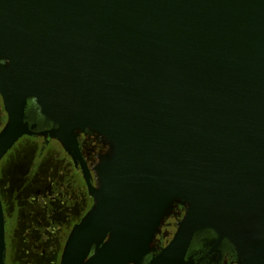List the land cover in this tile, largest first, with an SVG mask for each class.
Segmentation results:
<instances>
[{"label":"water","instance_id":"1","mask_svg":"<svg viewBox=\"0 0 264 264\" xmlns=\"http://www.w3.org/2000/svg\"><path fill=\"white\" fill-rule=\"evenodd\" d=\"M0 98V160L23 136L56 139L93 199L58 264H197L204 229L215 264L224 240L236 264H264V0H0ZM86 130L107 146L96 184Z\"/></svg>","mask_w":264,"mask_h":264},{"label":"flooded vegetation","instance_id":"2","mask_svg":"<svg viewBox=\"0 0 264 264\" xmlns=\"http://www.w3.org/2000/svg\"><path fill=\"white\" fill-rule=\"evenodd\" d=\"M37 113L40 115L36 105L30 107L29 110L27 109L28 120L37 123L38 129L48 127V121L41 118L42 122H40ZM25 137L34 138L35 143H25V145L22 142L17 145L15 143V147L13 145L2 159L9 160L12 156L16 157L23 154L26 155L25 158H28L26 163L21 166L18 164L11 166L12 164L9 163L11 161L5 164L4 159L3 162L2 159L0 160V198L5 220L6 258L8 259L10 256L9 252L15 236V233L11 235L10 232L11 227L15 225L11 222L16 220L10 218V214L20 215L22 212L27 221H32L35 218L31 215L34 214L33 211L35 210L32 201L36 199H39V203L43 204L42 211L37 213L40 219H44L45 225H51L52 229L56 226L55 228L58 230L57 235L59 238L56 235L50 244L61 246V250H59L60 258L64 242L70 230L91 207L93 199L87 191L80 168L75 166L71 156L56 139L39 135ZM78 141L83 157L91 170L92 183L96 184L93 166L97 162L98 155L105 151L107 146L99 135L87 130L79 134ZM52 142L58 144L62 157L55 156V158L53 154L49 153ZM184 209V204H181L178 200L173 201L169 213L164 217L162 223L171 224L172 222L176 228L177 221L182 217ZM49 213H56L57 216L51 217L58 219L59 222L49 224ZM159 231L152 242L157 249L166 244L163 241L162 233ZM24 236V234L21 235L20 240ZM214 238V232L209 229L198 231L191 240L187 255L192 256L197 264H215L214 255L216 253L212 246ZM219 250L221 257L218 264H236L233 247L227 241H222ZM15 263L17 264V262Z\"/></svg>","mask_w":264,"mask_h":264},{"label":"rangeland","instance_id":"3","mask_svg":"<svg viewBox=\"0 0 264 264\" xmlns=\"http://www.w3.org/2000/svg\"><path fill=\"white\" fill-rule=\"evenodd\" d=\"M5 116L2 107V102L0 98V128L4 123ZM25 145V143L34 144V138L22 137L20 138L15 145L21 143ZM14 145V147H15ZM55 157H62L61 149L55 142H52L50 145V152ZM26 155H19L16 157H10L9 160H5V164L11 163L13 165L18 164L19 166L23 165L27 162L28 158H25ZM55 157V158H56ZM2 159V162L4 161ZM41 202V201H40ZM35 210L34 214H31L35 217L32 221H27L25 217H23L22 212L20 215H16L15 213L10 214V218L15 219L16 221H12L13 227H11V235L15 233L13 237L14 242L11 246V251L9 252L10 256L8 259L6 258L7 264H57L59 258V250H61L60 245L52 246L51 240L56 237L58 230L57 228H51V225H45L44 219H40L38 212L42 211L43 204L39 203V199L32 201ZM53 204V202H52ZM37 205V208H36ZM51 216H57L56 213L48 214V223H58V219H53ZM24 222V223H23ZM168 222H170L168 220ZM167 226V227H166ZM175 231V225L171 222V224H166V222L162 223L160 228V233L163 235V241L167 242L172 234ZM25 235L22 240H20L21 235ZM53 234V236H52ZM57 238L59 236L57 235ZM56 244V243H55ZM44 248V250H42ZM57 249V250H56ZM53 251V252H52ZM16 264V263H15Z\"/></svg>","mask_w":264,"mask_h":264},{"label":"trees","instance_id":"4","mask_svg":"<svg viewBox=\"0 0 264 264\" xmlns=\"http://www.w3.org/2000/svg\"><path fill=\"white\" fill-rule=\"evenodd\" d=\"M30 107H35V103H34V101H33L32 99H29V100H28L26 111H27V109L29 110ZM37 118H38V120H39L40 122H42V119H41V118H43V117H41L40 115H38V113H37ZM48 125H49V122H48ZM148 258H149V256L146 257V259L144 260V263H143V264H145V262H146V260H147Z\"/></svg>","mask_w":264,"mask_h":264}]
</instances>
